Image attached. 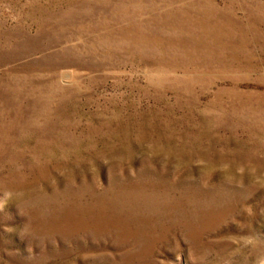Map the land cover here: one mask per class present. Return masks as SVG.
I'll list each match as a JSON object with an SVG mask.
<instances>
[{"label": "rangeland", "instance_id": "rangeland-1", "mask_svg": "<svg viewBox=\"0 0 264 264\" xmlns=\"http://www.w3.org/2000/svg\"><path fill=\"white\" fill-rule=\"evenodd\" d=\"M0 264H264V0H0Z\"/></svg>", "mask_w": 264, "mask_h": 264}]
</instances>
